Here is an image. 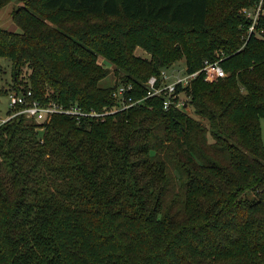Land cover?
<instances>
[{
	"label": "trees",
	"instance_id": "1",
	"mask_svg": "<svg viewBox=\"0 0 264 264\" xmlns=\"http://www.w3.org/2000/svg\"><path fill=\"white\" fill-rule=\"evenodd\" d=\"M210 1L39 0L56 15L135 22L90 39V50L29 33L24 17L13 19L17 30L0 29L11 92L29 89L41 103L109 111L116 85L142 97L144 82L181 58L187 73L219 58L226 72L176 86L199 118L152 97L103 120L1 124L0 264H264V38H241L251 0H214L211 19ZM99 54L118 82L102 84Z\"/></svg>",
	"mask_w": 264,
	"mask_h": 264
},
{
	"label": "built area",
	"instance_id": "2",
	"mask_svg": "<svg viewBox=\"0 0 264 264\" xmlns=\"http://www.w3.org/2000/svg\"><path fill=\"white\" fill-rule=\"evenodd\" d=\"M244 23L240 24L241 38L245 41L251 35L258 38H264V28L259 27V22L264 18V0H251V4L241 10ZM244 44V42H243ZM219 59L207 60L202 62L200 69L187 73L183 67V72L173 68L170 72L167 68L161 69L158 76L151 75L145 82V94L139 98H132L127 93L132 88L130 83H121L115 86L112 95L116 99V104L107 111H96L94 109H83L78 103H71L63 106L55 101L41 103L32 96L29 89H21L19 92H8V110L5 116L0 115V125L6 121L23 115L39 126L40 130L44 129V125L48 123L54 114H64L73 118L77 124L84 119H99L113 112L131 107L133 105L143 104L146 98L162 97V108L168 110L171 107L181 109L186 102L181 96L180 91L176 90V86H187L190 81L199 73L203 72L204 80L212 82L218 78L226 76V72L219 64Z\"/></svg>",
	"mask_w": 264,
	"mask_h": 264
},
{
	"label": "rangeland",
	"instance_id": "3",
	"mask_svg": "<svg viewBox=\"0 0 264 264\" xmlns=\"http://www.w3.org/2000/svg\"><path fill=\"white\" fill-rule=\"evenodd\" d=\"M211 15H213V9L217 3L211 0ZM210 1V2H211ZM28 13L32 14L29 15ZM19 17L25 20L26 29L29 33H44L46 35H55L56 33L62 34L64 37L62 40L66 41L68 45L75 47L77 50L89 49L88 41L99 38L102 34H111L114 36L120 35L122 32L136 26L135 22L130 19L123 18L122 16H105V15H94V14H82L73 12H64L56 15L52 14L50 10L43 8L39 0H0V29L15 30L17 24L14 20ZM14 19V20H13ZM182 31V28H179ZM17 30V29H16ZM179 42V41H178ZM142 55L143 57H149L139 48L134 50V54ZM96 61L98 64H102L104 69L108 70V76L102 81L105 83L113 84L118 82L120 79L119 75L114 73V65L106 60L100 54L97 55ZM0 70V88L11 91L13 88L12 78L10 76V67L8 63H2ZM184 59L181 58L173 62L167 71L170 72L173 68L179 69L180 73L183 72ZM216 81V80H215ZM26 78H19L18 83L22 85L27 83ZM183 99L186 100L184 94H181ZM8 96L6 93L0 95V115L5 116L8 110ZM187 107V108H186ZM185 111L195 117L199 118L193 113L190 106L183 107ZM154 122H157L154 119ZM261 137L264 142V119H261ZM206 142L209 146L215 144L214 139L207 132ZM260 162V159H257Z\"/></svg>",
	"mask_w": 264,
	"mask_h": 264
}]
</instances>
